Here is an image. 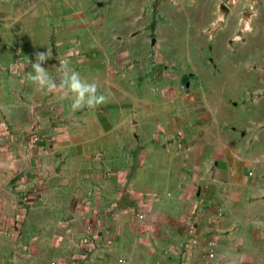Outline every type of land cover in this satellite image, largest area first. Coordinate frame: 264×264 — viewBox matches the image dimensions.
<instances>
[{
    "label": "crops",
    "instance_id": "obj_1",
    "mask_svg": "<svg viewBox=\"0 0 264 264\" xmlns=\"http://www.w3.org/2000/svg\"><path fill=\"white\" fill-rule=\"evenodd\" d=\"M4 6L0 264H264V75L246 68L264 65L254 56L264 50V0H204L209 13L226 9L221 34L233 40L215 41L221 71L206 77L202 123L181 149L169 143L144 155L145 125L126 121L125 72L81 63V78L105 97L94 107H74L59 89L37 96L29 65L49 50L48 6ZM57 33L58 46L71 42ZM222 44L236 56L217 54ZM51 61L48 53L42 66Z\"/></svg>",
    "mask_w": 264,
    "mask_h": 264
},
{
    "label": "rangeland",
    "instance_id": "obj_2",
    "mask_svg": "<svg viewBox=\"0 0 264 264\" xmlns=\"http://www.w3.org/2000/svg\"><path fill=\"white\" fill-rule=\"evenodd\" d=\"M7 4L15 12L21 9L31 12L36 5L48 6L42 10L48 15V53L52 61L51 65L42 67L57 89L61 83L59 75L63 77L64 61L79 74L84 68L81 63L88 60L103 68L125 72L126 121L132 129L140 121L145 125L147 132L141 135L144 143L140 146L143 155L150 150H162L169 143L181 149L186 133L202 123L204 109L199 100L211 87L206 77L214 79L221 71V67L213 64L215 41L220 38L221 43L229 44L233 40L230 35L221 34L228 27L226 9L221 7L217 14L209 13L203 8L204 0H38L24 3L23 7L19 0H9L0 1V9ZM57 30L61 35L66 32L65 40L70 34L71 42L58 46ZM244 35L239 33L238 40L244 42ZM89 41L95 46L83 48ZM221 46L217 54L236 56L235 50ZM258 53L254 56L264 58V50L261 55ZM238 55H241L239 51ZM29 66V72L35 74L34 66ZM246 68L255 75H264V65ZM29 84L31 92H41L37 93L39 97L48 91L35 81ZM225 84L229 92L232 84ZM222 101L228 107L235 98L227 96ZM222 129L229 132L231 126L226 121ZM133 131L136 133L133 137H141Z\"/></svg>",
    "mask_w": 264,
    "mask_h": 264
},
{
    "label": "clouds",
    "instance_id": "obj_3",
    "mask_svg": "<svg viewBox=\"0 0 264 264\" xmlns=\"http://www.w3.org/2000/svg\"><path fill=\"white\" fill-rule=\"evenodd\" d=\"M34 63L35 75L31 79L41 87L48 91L57 89L55 81L49 76L47 70L42 67V62L48 59V53H38ZM63 79L59 85V90L63 95L72 94L74 96L73 106L80 107L87 104L94 107L105 100L103 95H97V85L88 83L83 80L78 72L72 71L68 61H64L61 65Z\"/></svg>",
    "mask_w": 264,
    "mask_h": 264
},
{
    "label": "built area",
    "instance_id": "obj_4",
    "mask_svg": "<svg viewBox=\"0 0 264 264\" xmlns=\"http://www.w3.org/2000/svg\"><path fill=\"white\" fill-rule=\"evenodd\" d=\"M31 139H32L33 141H37V140H38V137H37L36 135H33V136L31 137Z\"/></svg>",
    "mask_w": 264,
    "mask_h": 264
}]
</instances>
